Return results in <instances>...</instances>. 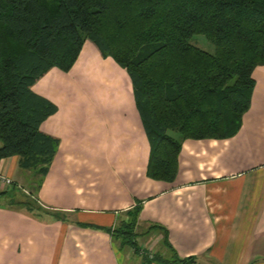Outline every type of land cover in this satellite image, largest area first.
I'll use <instances>...</instances> for the list:
<instances>
[{
  "label": "crops",
  "instance_id": "1",
  "mask_svg": "<svg viewBox=\"0 0 264 264\" xmlns=\"http://www.w3.org/2000/svg\"><path fill=\"white\" fill-rule=\"evenodd\" d=\"M252 77L238 132L183 140L175 179L154 180L130 77L86 40L68 71L52 67L31 87L57 106L40 129L59 144L34 194L46 212L12 208L0 196V264H147L108 230L137 200L136 240L159 244L165 257L166 239L196 264H264V65ZM17 164V156L0 160L16 186L32 177ZM150 225L158 228L147 232Z\"/></svg>",
  "mask_w": 264,
  "mask_h": 264
},
{
  "label": "trees",
  "instance_id": "2",
  "mask_svg": "<svg viewBox=\"0 0 264 264\" xmlns=\"http://www.w3.org/2000/svg\"><path fill=\"white\" fill-rule=\"evenodd\" d=\"M195 34L214 50L191 43ZM86 40L127 71L150 146L146 175L171 182L183 140L225 139L240 129L252 71L264 65V0H0V160L17 156L18 169L32 173L35 193L59 139L40 129L57 106L31 87L52 67L68 71ZM32 190L29 199L7 205L46 212ZM141 208L137 200L127 209L108 229L111 237L147 264H196L166 239L168 257L139 246ZM47 212L58 220L64 214Z\"/></svg>",
  "mask_w": 264,
  "mask_h": 264
},
{
  "label": "rangeland",
  "instance_id": "3",
  "mask_svg": "<svg viewBox=\"0 0 264 264\" xmlns=\"http://www.w3.org/2000/svg\"><path fill=\"white\" fill-rule=\"evenodd\" d=\"M190 42L195 44L199 48L204 49V50H206L208 52H212L214 50L213 45L209 41H207L205 39V37L203 35H201V34L193 35L191 37V39H190ZM34 186H35V180H34L33 177L30 176L29 178L24 179L21 182L18 181V185L16 186L15 189L12 188L11 185H8L6 187L7 196L10 199L21 200V201L27 200V199L30 198V196H28L29 195V191H31V189H33L32 191H34ZM25 192H27V194ZM34 194H35V191H34ZM33 197H35V195ZM7 202L8 201H6L5 203H7ZM13 207L16 208V209L22 210V211H27L24 207H16V206H13ZM137 239H138L139 244L140 245L142 244L141 245L142 249L150 251L151 253L160 252L161 247L159 246V244H157V243H155L153 241L152 242L149 241V239L146 238V237H144L143 239H139V238H137Z\"/></svg>",
  "mask_w": 264,
  "mask_h": 264
},
{
  "label": "built area",
  "instance_id": "4",
  "mask_svg": "<svg viewBox=\"0 0 264 264\" xmlns=\"http://www.w3.org/2000/svg\"><path fill=\"white\" fill-rule=\"evenodd\" d=\"M0 183L4 186H8L12 183V180L0 171Z\"/></svg>",
  "mask_w": 264,
  "mask_h": 264
}]
</instances>
